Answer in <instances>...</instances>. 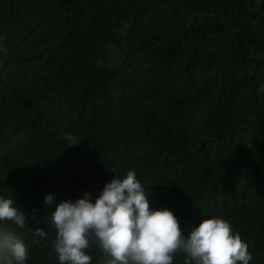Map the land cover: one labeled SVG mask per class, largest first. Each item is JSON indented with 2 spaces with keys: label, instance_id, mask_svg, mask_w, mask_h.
<instances>
[{
  "label": "trees",
  "instance_id": "16d2710c",
  "mask_svg": "<svg viewBox=\"0 0 264 264\" xmlns=\"http://www.w3.org/2000/svg\"><path fill=\"white\" fill-rule=\"evenodd\" d=\"M140 17L155 59L120 43ZM129 168L185 234L221 216L264 264V0H0V194L48 232L26 264H58L45 193L94 198Z\"/></svg>",
  "mask_w": 264,
  "mask_h": 264
},
{
  "label": "clouds",
  "instance_id": "9594fccd",
  "mask_svg": "<svg viewBox=\"0 0 264 264\" xmlns=\"http://www.w3.org/2000/svg\"><path fill=\"white\" fill-rule=\"evenodd\" d=\"M158 35L155 21L140 17L126 24L120 43L155 59ZM124 51L116 49L114 54L121 65ZM162 63L180 65L175 57H164ZM114 92L130 94L129 83H121ZM61 135L66 147L80 142L73 133ZM149 195L132 168L114 175L94 198L84 191L75 199L55 203L54 194L45 193L41 203L50 212L44 221L55 229L52 248L58 264H92L88 254L92 244L103 254L97 264H172L177 250L186 253V264H250L247 242L228 220L218 215L202 217L185 234L170 209L150 207ZM29 236L31 243H38L48 232L28 226L13 195L0 194V264H26Z\"/></svg>",
  "mask_w": 264,
  "mask_h": 264
}]
</instances>
